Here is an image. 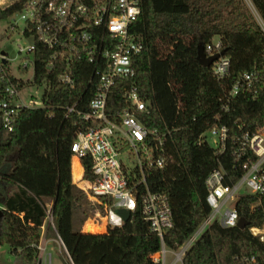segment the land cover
Instances as JSON below:
<instances>
[{"label":"trees","instance_id":"1","mask_svg":"<svg viewBox=\"0 0 264 264\" xmlns=\"http://www.w3.org/2000/svg\"><path fill=\"white\" fill-rule=\"evenodd\" d=\"M252 1L264 18V0ZM139 5L140 13L130 27L143 42L133 57L134 79L150 109L138 117L148 127L167 133L166 164L148 170L145 176L151 190L168 196L173 224L164 241L171 246L175 240L186 239L209 213L204 180L210 169L222 163L229 175L225 182L238 175L229 145L216 154L207 142H196L199 133L214 123L217 114L232 132L236 119L250 131L264 123V88L256 97L248 89L241 90L227 111L216 100L221 87L240 71L264 73V31L245 0H139ZM15 8L0 7V17ZM215 35L231 62L230 75L222 79L197 59L198 45L204 46ZM49 56L50 51L37 43L32 79L11 76L21 84L43 81L47 88L44 105L23 108L11 129L0 120V246L12 247L15 264H36V244L47 214L45 198H50L53 226L48 229L62 240L75 264H158L149 253L160 247V239L149 232L139 201L122 224L109 226L105 232H89L87 227L98 228L91 219L85 224L88 232L82 230L91 202L72 180L71 143L75 132L84 130L90 121L65 107L75 102L76 109L87 108L93 92L91 67L84 60L75 61L70 86L58 79V62L52 69L47 67ZM4 84L0 80V98ZM118 88L109 95L108 111L123 104ZM81 164L84 176L90 177V157L83 156ZM72 171L74 179L81 176L77 158ZM256 200L253 194L239 196L235 206L247 225L223 226L212 221L186 251L183 264H230L236 253L263 254L264 242L249 230L251 225L264 223V197L252 207Z\"/></svg>","mask_w":264,"mask_h":264},{"label":"built area","instance_id":"2","mask_svg":"<svg viewBox=\"0 0 264 264\" xmlns=\"http://www.w3.org/2000/svg\"><path fill=\"white\" fill-rule=\"evenodd\" d=\"M15 5L16 8L6 17H0V20L7 21L6 38L10 41L15 33L18 39L17 52L13 57L0 49V80H5L0 98L2 125L11 129L23 108L43 106L42 96L47 88L43 81L40 84L13 81L11 76L21 77L10 71V59L20 57L18 69L24 71L31 64L32 74L28 80L32 79L33 52L39 43L50 51L47 67L52 69L58 62V79L70 86L74 81V62L84 60L89 63L93 92L87 108L78 110L75 102L65 107L67 112L77 111L81 119L90 121L84 130L75 132L71 162L73 157L81 162V158L88 155L91 176L85 177L83 172L74 182L84 190L91 203L103 206L110 214L120 207L131 212L139 201L149 232L160 239V247L149 253L153 262L183 264L186 251L214 220L223 226H237L240 216L235 204L242 194L258 196L252 207L262 202L264 123L250 131L243 129L236 119L237 128L232 132L227 124L220 122L217 114L214 123L199 133L196 142H207L216 154L223 153L229 145L231 164L238 170V175L225 182L229 175L222 163L211 168L204 180L209 213L186 239L167 245L164 234L173 224L169 199L166 193L151 190L145 176L148 170L162 168L166 164L164 138L167 133L158 127H148L138 117L139 112L150 109V102L142 96L134 79L133 57L141 51L143 42L130 27L140 13L139 0H0V7ZM253 13L264 31V18L255 5ZM28 37H32L31 42L20 41ZM222 47L220 37L215 35L203 46V51L208 56L220 52ZM210 67L217 79L226 78L231 71L230 58L220 53ZM27 84L42 88V91L25 97L21 90ZM117 85L123 104L108 111L109 95ZM260 88H264V73L257 69L242 70L229 85L221 87L216 100L220 109L227 111L241 90L248 89L256 97ZM125 157L135 159L132 166ZM50 206V202L47 203L45 219L51 217L53 224ZM110 214L101 216L106 218H102L106 228ZM119 219H122L120 215ZM41 227L43 229V224ZM83 228L85 225L82 230L86 231ZM249 230L264 242V223L251 225ZM40 235L36 244V264H39V257L48 243L42 232ZM69 259L71 264H75L70 256ZM230 264H264V252L261 255L236 253Z\"/></svg>","mask_w":264,"mask_h":264},{"label":"rangeland","instance_id":"3","mask_svg":"<svg viewBox=\"0 0 264 264\" xmlns=\"http://www.w3.org/2000/svg\"><path fill=\"white\" fill-rule=\"evenodd\" d=\"M245 2L247 3L248 7L253 12L254 10L253 2L251 0H245ZM6 29H7V21L0 20V49L3 51H8L9 56L13 57L17 52L16 43L18 42V39H17L16 34L14 33L9 41L6 38V31H7ZM20 41H24L25 43H28L32 41V37H28L24 40L20 39ZM20 60L21 58L17 56L13 60L10 59V62H11L10 71L14 75H18V77H21L22 79H29L30 75L32 74V65L30 64L26 71H24L23 69H18V63ZM40 91H42V88L36 89L33 85H30V84L25 85L23 89L21 90L22 95L25 97L29 96L30 94L32 95H34L35 93L38 94ZM125 159L127 160V163L131 166L135 162L134 158L125 157ZM45 201L50 202V198H45ZM107 210L108 209H104L103 206L98 205L96 203L89 204L88 205L89 216L84 220L81 227L85 224L86 225L89 224L90 223L89 220L96 219L95 222H97L101 226L95 225L96 227L99 228V229L97 228L98 230L95 228L92 229L91 227L90 228L87 227L88 231L89 232H105L106 226H105V222L104 221L102 222L103 217L101 216L110 214L109 212H107ZM113 213L116 216L118 215L116 208L113 210ZM113 213H111L110 216H107L108 217L107 221L109 222L108 227L114 225L113 224L114 220L111 218ZM78 215H82V214L77 213L76 216ZM103 219H106V218H103ZM49 225L53 226V224L51 223V217H47L46 219H44L43 229L42 227L40 229V233L41 232L45 233V236L48 240L47 241L48 246L46 247V250L41 253L39 257V264H63V261L67 264H71L65 247L61 243V240L59 239V237L50 232V230L48 229ZM83 229H86V228H83ZM0 264H15V252L12 250V247L7 244L0 246Z\"/></svg>","mask_w":264,"mask_h":264},{"label":"water","instance_id":"4","mask_svg":"<svg viewBox=\"0 0 264 264\" xmlns=\"http://www.w3.org/2000/svg\"><path fill=\"white\" fill-rule=\"evenodd\" d=\"M220 53H223V50L220 52H216L212 55L206 56L203 51V45L199 44L197 47V59L201 65L210 66L211 62L216 59ZM118 214L122 218L123 221L127 220L130 216V210L128 208L120 207L117 209ZM2 213V207L0 206V214ZM248 221L245 218L240 217L237 226L238 227H245Z\"/></svg>","mask_w":264,"mask_h":264},{"label":"crops","instance_id":"5","mask_svg":"<svg viewBox=\"0 0 264 264\" xmlns=\"http://www.w3.org/2000/svg\"><path fill=\"white\" fill-rule=\"evenodd\" d=\"M78 161H79V163H80V166H81V174L83 173V166H82V164H81V162H80V160L78 159ZM72 169H73V160H72V162H71V174H72V180L74 181L75 179H74V175H73V171H72ZM47 203H49V202H47ZM113 220H114V225L116 224V225H120V224H122V219H119V216L117 215H114V213L112 214V217H111ZM107 229V228H106ZM44 230H45V228H44ZM43 235H44V237L46 238V236H45V233L43 232ZM40 237H41V235H40ZM46 240H47V238H46ZM48 245H46V247H47Z\"/></svg>","mask_w":264,"mask_h":264},{"label":"bare ground","instance_id":"6","mask_svg":"<svg viewBox=\"0 0 264 264\" xmlns=\"http://www.w3.org/2000/svg\"><path fill=\"white\" fill-rule=\"evenodd\" d=\"M74 158H76V157H73V161H74ZM94 222V221H93ZM95 223V222H94ZM95 224H97V223H95ZM98 225V224H97ZM99 226H101V225H99Z\"/></svg>","mask_w":264,"mask_h":264}]
</instances>
